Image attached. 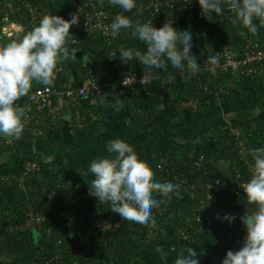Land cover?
I'll use <instances>...</instances> for the list:
<instances>
[{
    "label": "crops",
    "instance_id": "obj_1",
    "mask_svg": "<svg viewBox=\"0 0 264 264\" xmlns=\"http://www.w3.org/2000/svg\"><path fill=\"white\" fill-rule=\"evenodd\" d=\"M72 1L74 0L62 2L63 7L58 16L70 19L68 8ZM5 4L10 8L14 6L13 0H5ZM227 5L226 2L223 14L214 15L211 21L204 16L203 20H199L193 12L187 11L169 13L164 16V20L165 23L171 21L172 26L180 32H191L193 45L191 52L197 58V62L210 56H218L224 49L240 52L247 43L263 42L264 26H259L257 22V33H248L241 24L233 22L236 19L235 14L227 13ZM123 14L133 22H137L133 10ZM9 28H11V36L14 33L21 36L22 30L16 31L15 25ZM69 31L72 33L71 28ZM11 36H2L5 44L10 42ZM140 46L143 50L144 45L141 43ZM72 62H76V66L81 63V66H77V72L73 71L72 66H68ZM64 63L66 65L59 63L54 72L56 78L64 80L60 84L56 82L58 87L69 85L76 87L89 80L100 84V93L92 94L89 100L82 104L78 110L80 115L78 118L73 110L67 109L54 121H51L44 111L33 110L29 102L26 105L22 103L26 102V96L15 102L23 111L29 108L31 118L29 129H23L19 139L0 136V187H2L4 205L9 209L5 213L8 216L12 213L10 210L21 204L27 207L30 206V201L47 197L48 192L43 186V180L49 175L59 178L67 175L69 178L76 177L83 182H90L92 177L87 174L90 161L97 157L109 156L106 144L115 138H120L133 146L139 159L143 160L153 172L151 160L155 157L152 152L155 149L164 150L166 155L164 165H168L169 160L166 159H169L171 154L180 156L187 148H202L211 155L216 167L223 169L227 163L214 147V139H221L231 129L244 135L238 124L254 116L264 115V88L258 98L250 88H245L229 100L216 103L217 108L213 111L204 112L200 109H192L196 108L200 99L195 103L194 98H189L196 78L191 76L188 70L181 73L174 72L168 67L152 69V78H149L144 89L135 86L127 97H122L112 85L113 81H106L100 62L91 55H84L81 59L76 58ZM138 64L143 68L142 64ZM59 73H61L60 77ZM232 76L237 79L238 73ZM216 82L219 85L221 82H226L228 87L232 86L231 82L227 83V78L220 80L218 78ZM210 84L211 80L203 77L201 86H197L196 80L194 87L211 88ZM41 86L39 83H34L29 91ZM115 104L121 106L119 112L114 110ZM242 138H246L245 135ZM53 158H61V163H52ZM35 159L40 166L38 172L26 168V164ZM42 164H46V167L41 168ZM102 204L106 209H110L108 204ZM186 206L185 202L181 201L168 204L163 216H170L174 220L186 218L188 216ZM247 210L248 207L243 215ZM13 220L11 217L10 223L7 221L6 225L0 222V264H23L20 262V256L28 252L31 242L36 244L41 238L59 235L57 230L39 233L28 228L21 231L27 232L26 238L11 239L3 234L1 228L5 232H13L7 230V226ZM34 227L39 228L33 226V229ZM29 230L33 232L28 233ZM160 231L159 238L153 236L147 239L139 238V243L147 249L158 250L164 264H174L179 255L187 254V249L169 248L172 231L169 223L164 222ZM244 235L241 219L226 227L221 223L217 224L215 217L212 216L211 225L207 231L198 236L191 248L197 252L200 264H221L226 251H235V248L243 243ZM213 239H218L223 245L222 250L217 251V256H212L211 251L209 253L205 251L204 243ZM102 246L101 241L95 243L96 259L102 258ZM143 264L150 263L144 260Z\"/></svg>",
    "mask_w": 264,
    "mask_h": 264
},
{
    "label": "trees",
    "instance_id": "obj_2",
    "mask_svg": "<svg viewBox=\"0 0 264 264\" xmlns=\"http://www.w3.org/2000/svg\"><path fill=\"white\" fill-rule=\"evenodd\" d=\"M63 1L64 0H35V2L47 6L52 15L60 14L63 7ZM74 1H72L71 6L68 8L70 12ZM135 2L136 7L133 9L135 19L140 23L151 21L154 24L155 21L150 18L149 11L145 9V2L143 0H135ZM13 5L14 6L11 8L8 7L5 4V0H3V4L0 6V46L5 44L2 38L1 29L6 24L18 23L21 25L22 36L40 21L38 17L30 16L22 11L21 8H18L15 0H13ZM181 11L186 12L182 9H175L172 12L166 13V15L174 12L179 13ZM111 13L112 18L114 19L116 14H123V11L118 7H114L111 9ZM227 13L235 14L229 11H227ZM164 16L158 15L156 19L161 20L162 24H164ZM6 21L8 22L6 23ZM128 33L130 35L129 31ZM71 34L75 36L74 32ZM123 37L124 36H119L111 46H108L99 33H93L81 37L77 44L69 42V47L71 48L72 46H75L79 48L76 53V58L78 59H81L84 55H91L93 58L97 59L103 69L106 81L115 82L119 77L109 59L110 49H114L117 56L121 48H135L142 51L140 41L133 37ZM258 45L264 48V40ZM117 60L121 67L126 65L128 68L133 66L139 68V64L135 59L129 63H121L118 56ZM72 63H69L68 66H72L73 71L77 72V66H81V63L77 66L75 64L76 62ZM62 64L66 65L64 62H62ZM60 75L61 73L58 74L59 77ZM199 77L202 80V78L206 76ZM218 78L219 80L220 78H227V83L231 82L232 86L228 87L226 82H221L220 85L217 84L216 81H218ZM196 80H194L193 89L190 90L191 96L189 98L200 99L196 108L192 109H200L204 112H210L217 108L212 95L213 88L222 89L220 93V103L229 100L234 94L245 88H250L256 98H258L260 91L264 88V75L256 74L250 77L247 74V71L243 74L238 73L237 79L232 75L221 73L218 74L216 78L210 77L211 84L209 86L211 88H208L206 91H201L194 87ZM62 81H64L62 78H55L51 85L52 88L66 89L74 87V85H69L68 87L63 88H60V86L58 87L56 82L60 84ZM87 101H85V103ZM27 102L28 101L26 100V102L23 101L22 103L26 105ZM29 106L32 105L29 104ZM238 126L242 129L247 138L248 145L246 149V159L249 162L248 164H244L243 161H237L238 164L236 165V169L233 167L234 159L231 157L234 153L232 138L235 136L230 130L221 139H214V147L221 158L227 163V166L225 165L223 169H218L215 162H213L211 155L202 148H187L180 156H174L171 154V157L166 159L169 160L166 167L168 168L167 170L171 171V175L177 176L178 179L186 178L187 185L181 187L179 190L176 189L174 192L170 193L168 197L160 196L159 193L154 192L152 194L153 197L160 201V203L158 207L152 209L151 219L148 223L143 226H137L130 222L122 221L115 230L108 234L103 233L101 229L89 230L85 226L78 227L73 222H69L60 216L51 219L44 218L40 223L39 228L34 227L33 229V227H31L32 230L39 233L57 230L59 235L57 237L41 238L36 244L31 242L28 252L20 256V262L23 264H56V262H59L57 264H71L72 262H77L78 264H143V261L147 260L150 264H164L162 255L158 250L147 249L139 243V238L147 239L150 236L159 238L161 235L160 230L164 222L169 223L172 227L168 243L169 248L178 250L190 248L198 236L207 231L211 225L212 216L215 217V222L217 224L221 223L226 227L233 224V222L240 219L247 207H252L248 205L245 193L237 190L239 189V183L242 181L247 182L250 178V171L248 170V166L252 163L250 150L256 147H264V115L254 116L249 120L239 123ZM244 135L240 134L239 137L242 138ZM152 152L155 154V157L151 160V165L154 170L153 180L160 182L161 178L166 176V174L158 171L156 168L158 164H164L166 162L164 161L166 155L164 150L161 149H155ZM199 156L203 158L201 169H198L193 165V162ZM35 161L37 160L35 159ZM52 163L60 164L61 158H53ZM44 167H46V164L41 165V168ZM203 173H205V176ZM67 177V175H64L62 178L55 175H49V177L45 178L43 180V186L47 189V197L30 201L29 207L35 212H42L43 210L52 207L65 208L67 207L69 199L76 195L85 209V216L101 214L109 220L110 217H118L115 213H112L110 209H106L102 203L99 204L95 198L88 195V181L83 182L76 177ZM171 177H165V180L171 181ZM199 177H202L200 180V182L204 184L202 187H199ZM215 178H225L229 184L228 190L215 191L213 188L205 187L206 184L212 183ZM53 192L54 195L50 198V193ZM180 201L185 202L187 205L186 209L188 216L186 218L174 220L170 216H163L164 210L168 204H176ZM7 210L9 209L4 205L2 187H0V222H2V224L5 223L6 225V222H9L11 217L14 219L11 222V225L18 223V220L24 216L27 207L25 204H21L13 208L10 210L12 212L11 215H9L10 217L5 214ZM193 214L198 216L200 220L189 230V235L193 237V241L189 244L182 245V239L177 234V231L189 221L188 219H190V215ZM224 214H232L236 219L231 223H228L227 221L217 218L218 216L223 217ZM1 230L6 237L11 239L21 237L26 238L27 236V232L13 230V232L8 233L2 228ZM32 230H29L28 233H32ZM58 240H60V243H57ZM100 241L103 244V255L101 259H96L95 243ZM204 244L205 251L208 253L211 251L212 256H217V252L214 251V248L223 246L218 239L206 240ZM241 246L242 243L235 248V251Z\"/></svg>",
    "mask_w": 264,
    "mask_h": 264
},
{
    "label": "clouds",
    "instance_id": "obj_3",
    "mask_svg": "<svg viewBox=\"0 0 264 264\" xmlns=\"http://www.w3.org/2000/svg\"><path fill=\"white\" fill-rule=\"evenodd\" d=\"M184 2L191 4L192 0ZM196 2L209 21L214 15L223 14L227 2L235 13L233 22L241 24L248 33H257V22L259 26H264V0ZM108 3L123 12H130L136 7L135 0H108ZM77 22L75 14L70 19L55 14L44 15L30 31L22 36L14 33L9 38L10 42L0 46V136L21 137L25 113L15 102L28 95L34 83L51 86L57 65L76 59L79 48L69 47L72 40L69 30ZM122 30L129 31L131 37L144 45L142 51L121 48L118 54L121 63L135 59L143 65L144 74L140 82L146 74L152 78V69L168 67L174 72L188 70L192 74L200 70V63L191 52V32L178 31L171 21L158 28L151 21L133 22L128 16L118 13L110 25L112 38H117ZM208 63L218 66L219 58L210 56ZM113 107L117 112L121 110L119 104ZM106 149L109 156L94 158L87 167V174L92 177L87 182L88 195L97 202L108 204L111 212L121 220L143 226L150 221L152 209L160 203L152 194L156 192L168 197L179 185L154 181L153 171L139 159L133 146L120 138L109 140ZM250 154V178L243 185V191L248 205L252 207L240 217L245 231L243 243L236 251H226L221 264H264V147L253 148ZM52 195L54 192L50 193V198ZM217 218L228 223L236 219L232 214ZM174 264H200V260L197 252L190 247L186 255L181 254L175 259Z\"/></svg>",
    "mask_w": 264,
    "mask_h": 264
},
{
    "label": "built area",
    "instance_id": "obj_4",
    "mask_svg": "<svg viewBox=\"0 0 264 264\" xmlns=\"http://www.w3.org/2000/svg\"><path fill=\"white\" fill-rule=\"evenodd\" d=\"M53 1V0H50ZM145 2V9L149 11L150 18L154 20L155 27H161L163 24L161 20L156 19L158 15L164 16L168 12H172L175 9H182L188 12H193L195 17L199 20H203L204 17L201 13L200 7L196 0H192L191 4L185 3L184 0H143ZM18 8H21L26 14L34 17H38L41 19L44 15H52L47 6L41 5L35 0H15ZM3 0H0V6H2ZM114 6H111L108 3V0H75L73 2V7L70 12V18L73 14L78 16V22L72 25L70 28L72 33L74 32L75 36L71 34L72 44H77L78 40L81 39L84 35H90L93 33H99L105 43L108 46H111L114 43L115 39L119 36H124L131 38L127 30H122L119 36L115 39L112 38L110 32V25L112 23V13L111 9ZM226 10L234 13V11L230 10L229 4L226 6ZM8 21H6L7 23ZM11 25H15L16 31L22 30V26L13 23L6 24L1 29L2 36H11ZM205 33V32H204ZM116 54L114 49H110L109 59L112 64V67L118 73V79L112 82V85L117 90L119 96L127 97L129 92L135 86L145 88L149 81V76L144 75L143 82L140 80L143 77V68L139 66V68L127 67L124 65L120 66L117 57L113 58ZM219 65L213 66L208 63V59H204L199 61L200 70L192 74L189 71V74L193 77L197 78V86H201L202 80L199 76H206L207 78H216L218 74H228L234 75L236 73L243 74L247 71V74L252 77L256 74H264V48L260 47L256 43H247L244 46V49L240 52L232 49H224L218 56ZM56 78V74L54 73V80ZM53 80V81H54ZM208 88H198V90L206 91ZM101 90V86L98 83H94L92 81H87L82 85H78L72 88H66L61 90H56L52 88V86H41L33 88L29 91L28 95H26L27 101L30 105L33 106V110L38 112H45L47 116L54 121L59 114H62L64 110H73L76 114V118L80 115L78 114L79 108L82 104L87 101L92 94H99ZM212 95L214 97V102H220V93L221 88H213ZM195 103H197L198 98L193 99ZM193 103V102H192ZM25 112V118L23 120L24 129H29L28 124L31 118L30 109L28 108ZM32 112V111H31ZM28 127V128H27ZM231 133L235 136L233 139V150L234 153L231 157L234 159L233 167L236 169L237 161H243L244 164H248L249 162L246 159V149H247V138H240L239 133L231 129ZM203 158L199 156L194 162L193 165L201 169ZM167 164H158L157 170L160 172H164L166 176L161 178V181L166 182L165 177H171V181L173 184L179 185V190L181 187L187 185V179L181 178L178 179L177 176L171 175V171H168L166 168ZM26 168L32 171H39L40 166L37 161H31L26 164ZM248 170L250 171V166H248ZM167 171V172H166ZM205 176V173H203ZM202 175V176H203ZM202 177L198 178V181ZM247 183L242 181L239 183V189L237 191L243 192V185ZM194 186V184H193ZM204 186L203 183L200 182L199 187ZM206 188H213L216 190H228L229 184L225 180V178H215L212 183L206 184ZM186 188V187H185ZM159 197V195L157 194ZM161 196V195H160ZM85 209L78 201L77 196H72L67 202V208H49L43 210L42 212H35L27 206V210L24 213V216L20 219L18 223L15 225L7 226V230H26L33 226H39L44 218H55L56 216H60L63 219L73 222L78 227H87L89 230L101 229L103 233L110 234L113 230H115L120 223L123 221L119 217L115 219H107L101 214L98 215H87L85 216ZM186 224L181 229H178L177 234L182 239V245L189 244L193 241V237L189 235V230L198 223L199 217L196 215H190V219H188ZM194 222V223H193ZM60 243V240L57 241ZM222 246L214 248V251H221ZM59 262H56V264ZM71 264H78L77 262H72Z\"/></svg>",
    "mask_w": 264,
    "mask_h": 264
}]
</instances>
